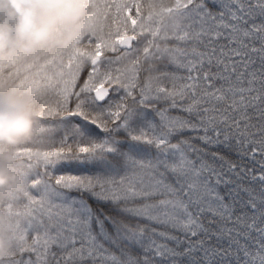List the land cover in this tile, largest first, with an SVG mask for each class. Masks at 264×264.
<instances>
[{
    "label": "snow or ice",
    "instance_id": "obj_1",
    "mask_svg": "<svg viewBox=\"0 0 264 264\" xmlns=\"http://www.w3.org/2000/svg\"><path fill=\"white\" fill-rule=\"evenodd\" d=\"M71 3L67 46L0 51L39 121L0 264H264V0Z\"/></svg>",
    "mask_w": 264,
    "mask_h": 264
},
{
    "label": "clouds",
    "instance_id": "obj_2",
    "mask_svg": "<svg viewBox=\"0 0 264 264\" xmlns=\"http://www.w3.org/2000/svg\"><path fill=\"white\" fill-rule=\"evenodd\" d=\"M71 0H0V51L7 56L32 54L67 46L73 39L75 20ZM37 105L27 95L9 88L0 92V197L19 183L12 171L15 150L35 135ZM5 217L0 214V227ZM9 247L0 236V253Z\"/></svg>",
    "mask_w": 264,
    "mask_h": 264
}]
</instances>
